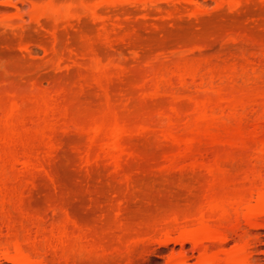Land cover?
<instances>
[{"label":"rangeland","instance_id":"374dc122","mask_svg":"<svg viewBox=\"0 0 264 264\" xmlns=\"http://www.w3.org/2000/svg\"><path fill=\"white\" fill-rule=\"evenodd\" d=\"M14 1L12 2L13 4L18 0ZM32 1L38 2V0H26L22 5L16 3L18 6H23L22 10L18 11L15 9V5L10 4L6 0H0V98H2L3 102L0 101L3 105L6 100L4 98L8 97L6 95L10 97L13 93H16L17 97L19 95L23 98L27 97V99L36 96L43 98L44 96L48 100L49 96L53 102L61 100V102L58 101V106L60 107L62 104L63 107L66 106V111L67 109L69 111L67 113L64 111L65 109L59 108L61 112H58L56 105L55 110L58 114L61 113L63 115L65 112L68 116H64L65 113L63 117H59L56 114L59 117L58 119L54 113H49L50 115H55L53 118H56V120L49 115H41L39 117L41 120L36 116L38 121L36 120L37 118L35 119V114L33 113V117L29 116L32 114H27V118H24L27 119V121L24 120L26 122L24 126L27 128H24L27 131L26 148L32 149L34 152L36 150L43 151L46 146L48 148L49 144V139L48 141L46 140L48 142L46 145L41 141L42 139L40 140L39 137L37 138L33 134L36 122H40L43 119L45 124H48L45 127H48V129L53 125V121L55 123L57 121L58 123V126L56 125L55 130H53L54 133H51L52 137L50 134L48 135L53 140V144L57 143L58 145L54 146L50 143L56 149H53V153L49 151V154H52L51 156L48 154L47 158L45 157L43 160L41 159L43 157L39 158L43 162L40 163L37 158L40 163L38 170H34L32 167L34 163L37 164L35 159L38 157V154L37 156L34 155L36 157L34 163L31 165L33 171L29 170L27 172L29 169L27 167V170H22L21 173L19 171V165L21 164L17 163V165H14V163L4 161L0 163V182L4 181L6 183H4L6 187L2 183V186L5 188L0 187L3 188V193L8 199V202H5V199H3L4 202H1V204H4L0 205V264H13L11 260L16 252H14L15 241L18 242L20 248L24 249V252H28L29 255L31 254L32 258L43 257V259H46L44 260L46 264H104L98 258L102 251H105V255L107 253L113 257L119 256V253H124L125 247L127 248L128 246L131 249L130 244L132 243L133 245L137 239H140L138 240L140 243L137 241L136 246L133 245V250L131 249V253H128L131 255H129L130 257H128V254L127 256L124 255L127 258L116 257L119 259V262L116 258H113L111 262H108V259V263H106V260L104 261L105 264H174L179 262V260H183V264H198L201 253L217 255V257L223 258L224 255L236 252L241 245H243V249L245 247L244 253L241 254L242 256L244 255L242 258H245L243 264H264V215L252 216L251 219L243 218L245 216H242L244 215V210L242 209L244 207L242 206H240V210L234 213L232 211L235 209L230 210L225 220L216 218L215 216H218L216 213L215 216L214 214H206L208 217H212L208 221L210 225L215 226V230H220L222 233L225 232V242L221 244L212 242L210 244L211 242L206 241L207 243L203 242L206 248L202 247L203 244L201 248H196L191 243L185 242L180 244V242L176 241L183 230H188L190 226L194 227L196 225V222H198L197 217H200L198 214H201L200 211L203 213L207 210L205 206L209 204L210 200L215 199L216 202L217 200L222 202L223 199L225 203V199L237 198L239 192L247 193L241 190H246L247 186L254 184L256 188H253V190L250 188L253 191L252 193L250 192L252 199L248 200L249 204L252 205L254 196L264 191V157H258V155H262L261 150H264V100H260L257 95H253L256 92L260 93L264 91V2L262 0H248L250 1L248 3L250 5L247 6L245 3L242 6L243 0V3L239 0L240 4L239 2L226 0L222 8V5H217L219 0L218 2L216 0H199V3H202L201 6L204 5L205 7L204 10V7L200 6L199 9L201 11L204 10L200 12L199 9L196 10V4L191 0V2L189 0L184 2H180L181 0H156L154 3L148 2V0L146 3L139 0L137 2L135 0H114L115 5L112 0L110 2L106 0H40L44 1V3L42 5L40 3L41 6L39 7L53 2L52 5L55 8H60L61 11L68 10V7L72 5L71 2H74V8H79L80 11L77 10V16H73V11H71L69 15L63 14L54 17L49 16L52 15L49 10H45L42 13L43 15L39 16V21L36 22L31 21L30 17H27L26 9H30L32 4H29ZM47 1L49 2L47 3ZM76 1L78 5H76ZM81 1L87 4L86 7L89 9H97V6H101L102 9L98 8L97 10L101 11L98 12L101 15H97V12L94 15L91 9H85V7L81 6ZM107 3L112 4L111 6H107ZM103 4L106 7H103ZM37 5L39 4L37 3ZM112 5L114 6L112 7ZM239 5H241V9L238 7L235 11L234 8ZM144 6H147V8ZM220 8L223 10L225 8L224 13L226 15ZM247 8L249 9L248 11ZM146 9H148L147 13L145 12ZM244 9L246 13L243 14L245 12ZM150 10L152 11L150 12ZM221 10L224 15L221 14ZM172 11H175L173 12L175 15ZM78 13L80 16H78ZM228 13H231L230 16ZM231 15H233V18H230ZM21 16H23L22 19ZM4 18L8 22H4ZM40 18H42L43 22H40ZM45 18L46 20H44ZM225 18L229 19L230 22H226ZM231 20L233 21L232 23ZM59 24L60 26H58ZM234 27L236 28L235 30L233 29ZM239 30L242 32L239 33ZM123 31L127 32L128 36ZM128 31L133 33L130 34ZM121 33L127 38H119L120 40L115 38L116 35L122 36ZM108 37L114 38L110 40ZM233 40L235 43H232ZM224 43L227 44L226 47H223L225 46ZM206 44L210 48L206 47ZM238 66L243 69H241L242 76L240 75V71H238L240 74L232 72L235 74V77L236 74L239 76H237L233 83H229V80L227 82L225 77L221 80L216 75L217 78L213 80L212 76L209 75L213 71L212 69L219 68L216 71H221L227 67L228 69H224L226 70L224 76H227V70H230L231 67L240 70ZM190 67L195 69L199 67L200 69H196L197 72L199 70H202V72H199L201 75L196 72L198 79L196 77L195 79L198 81L195 79V81L192 79L193 82L192 80L188 81L190 80V78L187 79L188 77L186 78L187 80H184L187 82L184 91L182 89H184L185 85L184 87H180L182 85L178 86L177 81L179 79L173 74L176 82L174 81L173 84V82L170 83L169 81L168 84L165 81L166 85L164 84L165 87L163 86V88L166 90L160 88L159 83L163 85L161 81L167 78L163 77L165 74L168 75L177 69L178 71L184 69L186 72L185 69ZM222 67L224 68L222 69ZM229 72L228 75L231 73ZM243 73H246L248 76L246 74L244 76ZM112 75L114 76L112 77ZM151 75H155V77L157 75L160 76L158 77L161 79V81L159 79L160 82L157 81L158 79H154V76L152 79L156 83L159 82L158 86L155 84V86L159 87V90L166 91V94L160 97L157 96V98L155 97L156 99H149L155 96L153 94L155 90H151V88H155L153 87L154 85L152 87L148 86L147 89L145 88L146 92H152L151 97H149V93L147 97H144L143 92L145 93V90L143 91L140 88L142 86L144 88L143 82L148 79L151 80ZM161 75L163 78H161ZM231 75L233 76V74ZM200 76H202V79L199 78ZM95 77L100 79V82L103 81L102 84L99 82L101 86H94L92 83L97 84V81H91L92 86L90 85L91 87L82 93V89H84L82 87L83 80L85 84H89V81L87 80L86 82L85 79L90 80ZM78 84H81L80 87H82L80 95L74 93L78 91H73V88L74 90L80 89L78 88L79 86H76ZM147 84L148 82L145 86ZM231 84H233L232 88H230ZM216 88H219V90ZM70 89L77 96H73ZM224 89V92H227V94L229 90H231L229 92H232V89L236 91L234 93L237 95H240V93H242V96L247 94L248 96L244 95L245 99H256L257 102L254 100V104L248 105V107H246L248 103H245L244 109L241 107L237 109L240 104L237 102L238 105L234 101L235 103H233L238 106L235 110H230V113L226 107L223 110L224 113L220 111V108L216 111L214 109V112L219 115L218 118L221 116L219 118L220 121L223 119V123L226 122L223 127H220L221 131L219 130V126L221 125L216 126L220 131L217 132L218 141L216 140V143L213 140L210 141L211 138L209 139L210 134L214 133L212 131L215 129V132L217 131V128L213 124L214 122L211 121L206 129L203 124H200L207 134L210 132L209 136L207 135L208 137L206 134L203 136L201 132H197L200 134H197V136L195 135L196 128L195 131H193L194 129H190L192 127L189 128V125L192 126L190 124L193 121L192 119L195 120L196 117L194 105L191 104L193 100L194 102H200L202 100L212 101L216 99L214 103L215 101L218 102L216 91H220V95H223L222 91ZM63 90L65 94L61 95L58 93ZM67 91L71 95H69L70 93L67 94ZM161 91L158 92L159 95L162 93ZM180 91L183 92L181 93ZM181 95L182 97H178ZM232 95V100L238 99L237 101H239L241 95L239 98ZM252 95L253 98H250ZM223 96L221 98H224ZM9 97L7 101L10 103L13 97H11V100H9ZM22 97H18V99ZM243 98H240L241 101ZM18 99L15 100L18 101ZM8 102L4 104L7 105L9 104ZM30 102H32L31 99ZM107 102L108 104L111 103L112 106H118V108L122 109L126 103L124 110L121 111L119 108L121 113H118V116L124 112L123 114H128L127 116H129L130 120L138 121L136 122L137 124H134L133 121L130 124L124 120V117L122 118L130 134H133L135 131L137 132L144 122V127L147 124V130L146 132H141V136L121 137L123 141L121 142L127 147H123V150L126 152L130 151L131 153L123 152L122 157L120 155L119 161H121L117 163L120 166L119 168H116L108 157H103L102 154L100 157L99 154L95 153L98 156L96 158V156L91 154L93 152L91 144L89 145L91 147L89 151L91 150L92 152H89L87 155L90 157L89 159L92 156V159L91 161L87 159L89 163H85L86 157L84 158L83 156H86V150L89 148L86 146L85 141L89 139V136L84 137L79 135L80 133L78 134V132L80 131L76 130V126H80L81 123L88 125L95 122V120L99 121L103 119L105 115L101 118L102 115L100 114H104L103 111H107L106 113L111 111L108 110V106L111 107V105L107 104V106ZM171 103H174V105H170ZM35 105L38 106L39 104L32 105L33 109ZM24 106L26 105L24 104ZM24 106L22 105L23 108ZM170 106H175L176 108L175 110V108L171 107V110H180V113H183L181 117L177 116L178 118L176 117L174 120V115L172 116L171 119L173 121L170 120V124L174 123L173 128H171L172 130L168 128L170 126L168 124L170 115L165 116L169 113ZM111 108V112H114L113 109L115 108ZM119 110L118 112H120ZM186 110L190 111V114ZM62 111L64 112L62 113ZM175 111L173 114H175ZM230 114L234 115V117ZM116 115L117 113L114 116ZM230 116L232 118H229ZM108 117L111 119L110 116ZM108 117L107 119H109ZM166 117L169 118L167 119ZM147 118L149 119L148 121H146ZM50 119L53 120L52 124ZM89 119H92L91 123H89L91 121ZM122 119L118 120L122 122ZM215 119L217 120V117ZM139 120H142V124ZM223 123L220 122L219 124ZM73 124H76L74 126L77 132L72 129L71 125ZM139 124L140 126H135ZM38 126H36L37 131H39L41 125L38 124ZM210 128L212 131H210ZM47 131L45 134L50 130ZM170 133H172V139L167 136ZM163 134L166 136H163ZM220 135L223 137L222 141ZM262 136L263 138H261ZM165 137L168 138L166 139ZM173 137H180L179 139L186 137L188 139L193 138V141L197 140L193 144L188 143L192 145L191 147L186 145L187 143H181L180 145L177 142L180 145L179 147L184 146L182 151L176 145V142H174ZM22 138L25 139L24 136ZM260 141L263 142V145ZM50 142L52 141L50 140ZM88 142L89 140L87 144H89ZM43 143L46 145L45 147ZM122 143H120L121 146L123 145ZM260 143L261 145L259 146ZM15 145H11L12 148L13 146L15 148L13 150L14 153L15 151L19 152L21 148L20 144L17 147ZM5 146H1V149L2 147L4 149ZM7 146L9 147V145ZM97 146L100 147L99 144ZM258 147H261L259 148L261 150ZM7 148V151L2 150L9 152L11 148ZM98 149L100 150V148ZM178 151L184 153L190 151V154L192 153V156L196 157V160L190 154L189 156L188 154L185 156L189 158L188 160L185 157V160L180 157L177 160L175 154ZM11 152L5 154L9 155ZM259 152L261 153L258 154ZM40 153L42 154V152ZM170 159L172 162H174V159L177 161L173 163L176 164L175 167H173L172 162L170 165L172 164L173 166H171L172 168L170 167ZM214 160L220 163L217 164L219 167L216 170L213 168V173H209L205 168L207 167L206 169L211 171L210 168L212 164L214 165ZM178 161L179 164H177ZM189 161L192 164L194 163V166L191 167ZM21 166L24 167L23 165ZM177 166L179 169H176ZM22 169L25 170V168ZM260 178L261 182H259ZM256 189L260 191L258 192ZM235 202L238 203L234 200L233 203L235 204ZM233 203L231 200V204ZM241 204L245 206V204ZM172 217L177 219L176 225L179 226L171 222V220L173 221ZM250 224H257L259 226L253 228ZM171 226L175 228L173 229ZM166 229L170 231L169 237L172 240L168 241V243L166 242V244L159 245L158 243L161 242V238L164 239L163 233ZM64 232L66 238L62 239L60 235ZM55 246L59 247L60 250ZM49 248H54V251ZM63 254H65V257ZM108 255H106L107 258ZM62 256L65 259H62ZM110 258L112 259V257ZM58 259H60L59 262H57Z\"/></svg>","mask_w":264,"mask_h":264},{"label":"bare ground","instance_id":"6f19581e","mask_svg":"<svg viewBox=\"0 0 264 264\" xmlns=\"http://www.w3.org/2000/svg\"><path fill=\"white\" fill-rule=\"evenodd\" d=\"M7 2H10V4H12V5H15V9L16 10H18V11H20V10H22L21 8H23V6H18V5H22V3L25 1L26 2V0H18L16 3L18 4V5H16V3L15 4H13L12 2L14 1H12V0H6ZM21 3H20V2ZM40 0H38V4L39 5H37V3L36 2H34V1H32V3H30L29 5H31L32 4V6H30V9L28 8V9H26L27 10V17H30V19H31V21H36V22H38L39 20H38V18H39V16H42L43 14L42 13H44L45 12V10H49L50 11V13L52 14V15H49V16H54V17H58V16H61V15H69V14H71V11H73V13H72V15L73 16H75L76 15V13H77V10L78 11H80L79 10V8L77 9V8H74V6H73V4L75 5V3L73 2H71V6H73L72 8H70L71 6H69L68 8L70 9H68V10H66V11H61L60 10V8L58 9V8H55L54 7V5H52V3H48L49 1H47V3L48 4H46L45 6H43V7H39V6H41L42 5V3H44V1H40ZM86 1H88V0H86ZM85 1V2H86ZM89 1H91V0H89ZM103 1H105V0H103ZM107 2H110V0H106ZM113 1V4H114V0H112ZM138 0H135V2H137ZM139 1H141V2H143V3H146L147 2V0H139ZM178 1H180V0H178ZM184 2V1H188V0H181L180 2ZM191 1H193V3L194 4H196V10H198L199 8H200V6H201V2L199 3V0H191ZM190 0H189V2H191ZM217 2H218V0H216ZM224 1L226 2V0H219V2L217 3V5L218 6H221L222 8H223V6L225 5V3H224ZM228 1V0H227ZM233 2H236V3H238L239 2V4L241 3L239 0H232ZM242 1V0H241ZM243 1H244V3H243ZM242 1V3L243 4H241L242 6L246 3L247 4V6L248 5H250V4H248L250 1H248V0H243ZM248 1V2H247ZM252 1V0H251ZM263 2H264V0H262ZM15 2V1H14ZM28 2H30V1H28ZM77 2V1H76ZM148 2H156V0L154 1V0H152V1H149L148 0ZM205 2V1H204ZM232 2V3H233ZM34 3H36V4H34ZM40 3H41V5H40ZM88 3V2H87ZM89 3H91V2H89ZM101 3H102V1H101ZM104 3V2H103ZM106 3V2H105ZM142 3V4H143ZM57 4V3H56ZM81 6H83V7H85V9H88V10H90L89 8H87L86 7V5L87 4H85L84 2H82L81 1ZM108 5L107 6H111V4H109V3H107ZM116 4V3H115ZM114 4V5H115ZM141 4V5H142ZM178 4H180V3H178ZM224 4V5H223ZM76 5H78V2H77V4ZM99 5H101V4H99ZM105 4H103L102 6L103 7H106V6H104ZM114 5H112V7L114 6ZM126 5V4H125ZM176 5V4H175ZM174 5V6H175ZM241 5H239V6H237L236 8H234V10L236 11L237 10V8L239 7V9H241ZM80 6V5H79ZM78 6V7H79ZM155 6V5H154ZM157 6V5H156ZM199 6V7H198ZM203 7H204V5H202ZM201 6V7H202ZM246 6V7H247ZM91 7V6H90ZM99 9H102L101 8V6H97ZM111 7V8H112ZM116 7V6H115ZM114 7V8H115ZM138 7H139V5H138ZM145 7V6H144ZM149 7V6H148ZM151 7V6H150ZM177 7H179V6H177ZM176 7V9H178ZM98 8L96 9V8H92L91 10V12L95 15L96 14V12L98 13V12H101V11H97L98 10ZM108 8V7H107ZM145 8H147V6L145 7ZM219 8V7H218ZM222 8H220V9H222ZM243 8H245V7H243ZM249 8V7H248ZM247 8V11L249 10ZM73 9V10H72ZM76 9V10H75ZM109 9V8H108ZM238 9V10H239ZM246 9V8H245ZM244 9V10H245ZM30 10V12H28ZM82 10V9H81ZM105 10V9H104ZM137 10V9H136ZM174 10H175V8H174ZM204 10H205V7H204ZM204 10H202L201 11V9H199V11L200 12H203ZM223 10V9H222ZM222 10H221V14H223L224 12H225V8H224V10H223V13H222ZM76 11V12H75ZM103 11V10H102ZM147 11H148V9H146V13H147ZM152 10H150V12H151ZM218 11H219V9H218ZM232 11V10H231ZM242 11H243V9H242ZM75 12V13H74ZM141 12H144V11H141ZM173 12H175V11H172V13ZM177 12H178V10H177ZM200 12H197V13H200ZM206 12V11H205ZM238 12V11H237ZM241 12V11H240ZM30 13V14H29ZM49 13V12H48ZM179 13V12H178ZM177 13V14H178ZM219 13V12H218ZM232 13V12H231ZM231 13H228L229 14V16H230V14ZM244 13H246V10H245V12H243V14ZM29 14V15H28ZM42 14V15H41ZM79 14V13H78ZM87 14H88V12H87ZM126 14V13H125ZM124 14V15H125ZM128 14V13H127ZM174 14V13H173ZM220 14V13H219ZM225 14V13H224ZM223 14V15H224ZM233 14V13H232ZM20 15V14H19ZM45 15H47L46 13H45ZM89 15H91V14H89ZM97 15H101V14H97ZM175 15V14H174ZM226 15V14H225ZM235 15V14H234ZM77 16V15H76ZM78 16H80V14L78 15ZM126 16V15H125ZM147 16H149L148 14H147ZM172 16V15H171ZM170 16V17H171ZM229 16L227 15V17L229 18ZM22 17L23 16H21V19H22ZM127 17V16H126ZM173 17V16H172ZM169 18V17H168ZM230 18H233V15H231V17ZM7 19V18H6ZM42 18H40V20H41ZM56 19V18H55ZM74 19H75V17H74ZM128 19V18H127ZM226 19V18H225ZM1 20H2V18H1ZM20 20V19H19ZM44 20H46V18L44 19ZM49 20H50V18H49ZM65 20H69V19H65ZM64 20V22H66L67 23V21H65ZM227 21L226 22H230V20L229 19H226ZM233 20V19H232ZM231 20V23L233 22ZM234 20H236V19H234ZM4 22H8V21H5V18H4V20H3ZM121 21V20H120ZM23 22H24V20H23ZM40 22H43V20H41ZM59 22H61V21H59ZM63 22V21H62ZM61 22V23H62ZM118 22V21H117ZM226 22H224V23H226ZM114 23V22H113ZM21 24V23H20ZM70 24V23H69ZM117 25L119 24V23H116ZM123 24V23H122ZM68 25V24H67ZM104 25V24H103ZM110 25V24H109ZM116 25V26H117ZM120 25V24H119ZM227 25H228V23H227ZM22 26V25H21ZM58 26H60V24L58 25ZM105 26V25H104ZM115 27V26H114ZM216 27V26H215ZM228 27V26H227ZM119 28H121V27H119ZM222 28V27H221ZM54 29V28H53ZM215 29H217V28H215ZM232 29V28H231ZM234 30L236 29L235 27L233 28ZM55 31V30H54ZM131 31H133L134 32V30L133 29H131ZM229 32H230V30H228ZM240 31V30H239ZM128 32H130V31H128ZM132 32V33H133ZM215 32H217L216 30H215ZM224 32H226V31H224ZM242 31H240L239 33H241ZM244 32V31H243ZM118 33V32H117ZM123 33L125 34L126 33V36H128V33L127 32H124L123 31ZM131 32H130V34H132ZM115 34V33H114ZM118 34H120V33H118ZM122 34V33H121ZM124 34H122V36L121 35H116L115 36V38H117V39H123V38H127V37H125V35ZM226 34H227V32H226ZM235 34V33H234ZM237 34V33H236ZM218 35V34H217ZM233 35V34H232ZM216 36V35H215ZM221 37H223V36H221ZM109 38V37H108ZM107 38V39H108ZM111 38H114V37H111ZM111 38H109L110 40H112ZM129 38H130V36H129ZM212 38V37H211ZM236 38V37H235ZM119 39V40H120ZM234 39V38H233ZM221 40V39H220ZM219 40V41H220ZM236 40V39H235ZM240 40V39H239ZM123 41V40H122ZM211 41V40H210ZM219 41H218V43H219ZM228 42H230L229 40H227ZM226 41V42H227ZM234 41V40H233ZM232 41V43H235V41L233 42ZM117 42V41H116ZM120 42V41H119ZM212 42V41H211ZM237 42V41H236ZM206 43V42H205ZM238 43V42H237ZM225 44V46H223V47H226V43H224ZM204 45V44H203ZM208 44H206V47H208V48H210V46H207ZM213 45H214V43H213ZM221 45V44H220ZM229 45H231V44H229ZM222 47V48H223ZM231 47H232V45H231ZM230 47V48H231ZM181 48H183V47H181ZM222 51V50H221ZM226 51V50H225ZM223 52H224V50H223ZM226 53H228V52H226ZM254 53V52H253ZM257 54V53H256ZM253 56V55H252ZM214 57V56H213ZM225 57H227V56H225ZM255 57V56H254ZM245 61H246V59H245ZM229 63V62H228ZM245 63V62H244ZM247 63H248V60H247ZM253 63V62H252ZM232 64H234V63H232ZM231 64V65H232ZM242 64V63H241ZM230 65V66H231ZM243 65V64H242ZM246 66V65H245ZM194 67V66H193ZM193 67H190L191 68V70H189L190 68H188V69H185L186 70V72L184 71V69H179L180 71H178V69L175 71V72H171V73H169L168 75H166L165 74V76H163V77H167L166 78V80L165 79H163L162 81H161V79L160 78H158V77H160V76H158L157 75V77H155V75H153L155 78L154 79H158L157 81H159V79H160V81L163 83V85L161 84V83H159V86H160V88H162V89H165V88H163V86L165 87V83H168L169 81H170V83H172L173 82V84H174V81L176 80L175 79V75L178 77V81H177V83H178V86H180V85H182V86H180V87H184V85H185V87H184V89H182L183 91L185 90V88H186V85H187V82H185L184 80L187 78V79H189L190 78V80H188V81H191L192 79L194 80L195 79V77L197 76V73L199 74V75H201V73H199V72H202V70L200 71H198L197 72V70H198V68H193ZM239 67V66H238ZM214 68V67H213ZM224 67H222V69H223ZM225 68H227V67H225ZM224 68V69H225ZM230 68V67H229ZM240 68V70H236L234 67H231L230 68V70H227L230 74L228 75V72L226 73L227 74V76H224V74H225V71L226 70H218V71H216V69H219V68H215V70L214 69H212L213 71H211V74H209V75H211L212 77V79L213 80H215V78H219V79H221L222 80V78L223 77H225V80L227 79V82H228V80L230 81L229 83H233L234 82V80L237 78V74H236V77H235V72H238V71H240V73L242 72V68L241 67H239ZM200 69V68H199ZM221 69V68H220ZM228 69V68H227ZM231 69H233V70H231ZM242 69V70H241ZM234 70H236V71H234ZM184 71V72H183ZM210 71V70H209ZM197 72V73H196ZM212 72H215V73H212ZM219 72V73H218ZM221 72H223V73H221ZM232 72H234V73H232ZM246 72V71H245ZM253 72H254V70H253ZM252 72V73H253ZM256 72V71H255ZM239 73V72H238ZM239 73V74H240ZM170 74H171V76H170ZM174 76H173V75ZM218 74V75H217ZM231 74H233V76L231 75ZM244 74V73H243ZM246 74V73H245ZM245 74H244V76H245ZM255 74V73H254ZM119 75V74H118ZM204 75V74H203ZM208 75V74H207ZM217 77H216V76ZM219 75H220V77H219ZM232 77H231V76ZM241 76H242V73L240 74ZM247 75V74H246ZM114 75H112V77H113ZM115 76H116V74H115ZM152 76V75H151ZM153 76L152 77H150V79L151 80H146L147 82H148V84H147V86H145V84L147 83L146 81L145 82H143V85H144V88H143V86H142V84H141V86L142 87H140V88H142V90L144 91L145 90V93L143 92V94H144V97H147V95H149V97H151V94H152V92L150 93V92H146V89H147V87L149 86V87H152L153 85V87H155V88H151V90L153 89V91L155 90V93H153V94H155V96L154 97H151V98H149V99H153V98H157V96H161V95H164V94H166V89L163 91H161V90H159V87H157L158 86V83H156V82H154L153 80L154 79H152L153 78ZM168 76H170L169 78H168ZM222 76V77H221ZM248 76V75H247ZM111 77V78H112ZM162 77V75H161V78H163ZM176 77V78H177ZM202 76H200L199 78L200 79H202L201 78ZM208 77V76H207ZM214 77V78H213ZM227 77V78H226ZM235 77V78H234ZM239 77V76H238ZM116 78H118V77H116ZM173 80H172V79ZM197 79H198V77H196ZM232 78H234V79H232ZM171 79V80H170ZM186 79V80H187ZM197 79H195V80H197ZM199 79V80H200ZM210 79V78H209ZM232 79V80H231ZM239 79V78H238ZM244 79V78H243ZM247 79H249V78H247ZM86 80V82H87V80L89 81V84H85L84 82V80H83V88L84 89H82V87H80L81 86V84H78V85H76L78 88H80L79 90L78 89H76V90H74V88H73V91H78V92H74V93H76L77 95H80V93H81V89H82V93H83V91L84 90H86L87 88H90L92 85H94V86H98V87H100L101 85H100V83L102 84V82H100V79H98V78H94V79H85ZM97 81V84L96 83H92L93 81ZM168 80V81H167ZM193 80H192V82H193ZM194 80V81H195ZM218 80V79H217ZM240 80V79H239ZM92 81V82H91ZM153 81V82H152ZM156 81V80H155ZM166 81V82H165ZM183 83H182V82ZM198 81V80H197ZM220 81V80H219ZM232 81V82H231ZM92 83V85H91V83ZM100 82V83H99ZM151 82H152V84H151ZM165 82V83H164ZM176 82V81H175ZM199 82H202V81H199ZM185 83V84H184ZM99 84V85H98ZM155 84L157 85V86H155ZM165 84V85H164ZM169 84V83H168ZM86 87H85V86ZM89 85V86H88ZM91 85V86H90ZM212 85V84H211ZM210 85V86H211ZM228 86H230L229 84H227ZM162 86V87H161ZM190 86V85H189ZM215 86V85H214ZM213 86V87H214ZM213 87H210V88H213ZM233 87V84H231V87L230 88H232ZM76 88V87H75ZM138 88H139V86H138ZM146 88V89H145ZM169 88V87H168ZM188 88V87H187ZM215 88V87H214ZM174 89V88H173ZM179 89V88H178ZM217 90H219V88H216ZM228 89H229V87H228ZM71 90V93H72V95L73 96H77L76 94L74 95V93L72 92V89H70ZM69 90V91H70ZM140 91H141V89H139ZM149 90H150V88H149ZM158 90V91H157ZM179 90H181V89H179ZM227 90V89H226ZM159 91H161L162 93H160V95L158 94V92ZM168 91H170L169 89H168ZM182 91V92H183ZM222 91V90H221ZM225 91V89L222 91L223 93H221V94H223V95H225V96H223V95H220V91H216V96H217V98L219 99H217V101L218 102H216L215 101V103H214V100H216V99H214V100H202V101H195L194 102V100H193V103L191 104V105H194V108H195V111H196V117H195V120L194 119H192L193 121V123L191 122L190 124H192V126H190L189 125V128L190 127H192V128H190V129H194L193 131H195V128H196V130L197 131H195V132H193V133H195V135H200L199 133H197V132H201L202 133V135L204 136L205 134H206V136L208 135L209 136V134H210V132H209V134H207V132H206V128H207V126L209 125V123H211V121L212 122H214L213 124L215 125V127L217 126V125H221V126H219V130H220V127H223L225 124H226V122L225 123H223V119H221V121H220V119L219 118H221V116L218 118V116L219 115H217L215 112H214V109H215V111L218 109L219 110V108H220V111H222L223 112V110H224V108L226 107L227 108V110L229 111V113H230V110H232V109H236V107H237V109H239L240 107L241 108H245V106L244 105H246L245 103H248L247 105H246V107H248V105H251V104H254V100H255V102H257V100L256 99H252V100H250V99H245V97H244V95L242 96L241 94L242 93H240V95L242 96H240V95H237L236 93H234V92H236V91H234L233 89H232V92H229V91H231V90H227L228 91V94H227V92L225 93L224 92ZM62 92V93H61ZM61 92H58L59 94H65V92H64V90L63 91H61ZM157 92V93H156ZM172 92H173V90H172ZM179 92V91H178ZM181 92V91H180ZM181 92V93H182ZM13 93V92H12ZM67 94H69L70 92H66ZM71 93L69 94V95H71ZM149 93V94H148ZM177 93V92H176ZM181 93H179V94H181ZM214 93H215V91H214ZM234 95V94H236V95H234L235 97H237V98H239V96H240V98H243L242 99V101H241V99L239 98V101H237V100H232L233 98H231V95L232 94ZM238 93V92H237ZM250 93V92H249ZM167 94H169V93H167ZM172 94V93H171ZM174 94V93H173ZM187 94H189V93H187ZM239 94V93H238ZM10 95H12V94H10ZM170 95V94H169ZM175 95V94H174ZM174 95H172V96H174ZM177 95V94H176ZM186 95V94H185ZM215 95V94H214ZM220 96V98H219V96ZM232 95V96H233ZM247 95V94H246ZM245 95V96H246ZM253 95H257V97H259L260 98V100H264L263 98H264V91H261L260 93L259 92H256L255 94H253ZM253 95H252V97H250V98H253ZM6 96H8L9 97V95H6ZM5 96V97H6ZM58 96V95H57ZM64 96V95H63ZM62 96V97H63ZM183 96H184V94H183ZM224 97V98H221V97ZM230 96V97H229ZM248 96V95H247ZM8 97H6V98H4V99H6L5 100V102L7 103L8 101H7V99H8ZM11 97H13V99L11 98ZM17 97V95H16V93L14 94L13 93V95L12 96H10L9 98V100H11L12 99V101L9 103V104H7V105H5L4 103H3V105H2V103H1V99L2 98H0V145L1 146H3L4 147V145H9V147L11 148V150L9 151V152H4L3 150H6V148L8 147H6L5 146V148L3 149V147H2V149H1V146H0V163H3V161L4 162H11V163H14V165H17V163L18 164H21V165H23L24 167H22L21 165H19L20 167H19V171L22 173V170L23 171H26L27 170V167L29 168L28 170H27V172L30 170V171H33V169H32V167L34 168V170H38L39 169V164L41 163V162H43L42 160L46 157L47 158V155L50 153V152H52V151H54L55 149H56V147H54L53 148V146L52 145H58L57 143H54L53 144V140L51 139V137H52V134L51 133H54V131L53 130H55V126L57 125L58 126V123H57V121H56V123H55V121H53L52 119H50L51 120V124L53 123V125H51L50 124V121H49V124L51 125L50 126V129H48V127L47 128H45L46 126H48V124L46 125L45 124V122L43 121V119H42V121H40V122H38L39 120H38V118L42 115H46V116H51L52 118H53V116L55 117V115L56 114H58L57 113V111L59 112L62 108L63 109H65L64 111H66V106H64L63 107V105L61 104L60 105V107L58 106V101L59 100H57V102L55 101V102H53V100H51V98L48 96V100H50V101H48L47 100V97H45L44 98V96H43V98L45 99H43V98H41V96H36V97H33V98H30L31 99V101L32 102H30V99L28 98L27 99V97H25V98H23L22 96H19L18 95V97H22V98H19L18 99V97ZM37 97H39L38 99H37ZM52 97V96H51ZM170 97V96H169ZM178 97H182V95L181 96H178ZM189 97V96H188ZM234 97V98H235ZM248 97V98H249ZM61 98V97H60ZM155 98V99H156ZM193 98V97H192ZM191 98V99H192ZM256 98V97H255ZM259 98H257V99H259ZM3 99V100H4ZM15 99H18V101L17 100H15ZM34 99V100H33ZM176 99V98H175ZM178 99V98H177ZM246 101H245V100ZM20 100H21V102H20ZM22 100H25V101H23L22 102ZM37 100H39V101H37ZM172 100V99H171ZM181 100V99H180ZM185 100H187V99H185ZM33 101H34V104H39L38 106H34V109H33V106L32 105H34L33 104ZM52 101V102H51ZM173 101V100H172ZM175 101H177V102H181V101H178V100H175ZM184 101V100H183ZM236 102V104H238L237 106H236V104H234L235 102ZM245 101V102H244ZM250 101V102H249ZM252 101V102H251ZM3 102V101H2ZM25 102V103H24ZM28 102V103H27ZM38 102V103H37ZM40 102V103H39ZM59 102H61V100L59 101ZM189 102H192V101H189ZM234 102V103H233ZM238 102V103H237ZM262 102V101H261ZM21 103H23L22 105L24 106V104L27 106V104H28V106H27V108H25L26 106H24V108L22 107V105H21ZM32 103V104H31ZM56 103V104H55ZM176 103V102H175ZM30 104V105H29ZM108 104V102L106 103V105ZM111 105V107H113V108H115V109H117L116 111H115V109H113V111L114 112H111L112 111V108L110 107V106H108V105ZM107 106L109 107V109H108V107L106 106V108L108 109V110H111V111H109V112H111L112 113V115H110L111 113H106L105 111H103L104 112V114H100V115H102V117L101 118H103V115H105L104 116V118L103 119H101V120H95V122H92V119H89V120H91L89 123H91V124H88V125H86V124H84L83 125V123H81V125L79 126L78 124H77V122H76V124L78 125V126H76V124H73V125H71V127H72V129H74V131L75 132H77V131H80V132H78V134L79 135H82V136H84V137H88L89 136V139H87V141L89 140V144H87V141H85L86 142V146L87 147H89L87 150H86V156H83L84 158L86 157V159H85V163H89L88 162V160L87 159H89L90 157H88V155L87 154H89V152L91 153L92 151V153L91 154H93L94 156H96L95 155V153H97V154H99V156L101 157L102 155H103V157H108L109 158V160H111L110 162H112V164H114V166H116V168L118 167H120L119 165H117V163H118V161H119V158H120V155H121V157H122V153L124 152V153H129L130 151H128V152H126L125 150H123L125 147H126V145H124V143H122L123 141H122V138H125V137H130V136H132V135H140L141 136V132L143 133V132H146V125H145V127H144V124H145V122H144V124L143 125H141L140 126V124L139 125H135V126H140L139 128H138V131L136 132H134L133 134L131 133L130 134V132H128L129 130H128V128L124 125L125 124V122H124V120L125 121H128L130 124H132L131 122L133 121L134 122V124L136 123V122H138V121H134V120H130V118H129V116H127V115H125V114H121L120 116H118L120 113H121V111L122 110H124V106H125V104H124V106H123V109L122 108H120V110H119V108H118V106L116 107V106H112V104L111 103H109ZM174 105V103H171L170 105ZM180 104H182V103H180ZM258 104V103H257ZM260 104V103H259ZM57 105V111L55 110V106ZM255 105H256V103H255ZM264 105V104H263ZM262 104H261V106H263ZM2 106H3V108H2ZM32 108H31V107ZM235 106V107H234ZM258 106H260V105H258ZM257 106V107H258ZM29 107V108H28ZM172 106H170L169 107V109L171 108ZM264 107V106H263ZM31 108V109H30ZM37 108V109H36ZM59 108H61V109H59ZM68 108V107H67ZM173 109L175 108V106H173L172 107ZM171 108V109H172ZM182 108V107H181ZM223 108V109H222ZM230 108V109H229ZM243 108V109H244ZM28 110V111H25V110ZM33 109V110H32ZM59 109V110H58ZM62 109V110H63ZM107 109H105V110H107ZM168 109V110H169ZM169 110V113L167 114V115H165V116H169L170 115V118L169 117H166L169 121H168V124L170 125V126H168V128H173V124L174 123H172V124H170V120L171 121H173L174 119H176V117L178 116V117H181V115L183 114L182 112L180 113V110H177V111H175L176 110V108H175V114H176V112H177V114L175 115V114H173V110ZM29 110H30V112H29ZM118 110L120 111V112H118ZM56 111V112H55ZM64 111H62V113L64 112ZM67 111H69V109H67ZM66 111V112H67ZM171 111H173V112H171ZM187 111V110H186ZM186 111H184V112H186ZM61 112V111H60ZM171 112V113H170ZM190 112V111H189ZM188 111H187V113H189ZM232 112V111H231ZM233 112H235V111H233ZM35 115H34V114ZM49 113H54L55 115H50ZM65 113V112H64ZM64 113H63V115H64ZM68 113V112H67ZM67 113H65V115L64 116H68V114ZM106 113V114H105ZM114 113V114H113ZM117 113V115L116 116H114L115 114ZM119 113V114H118ZM186 113V114H187ZM224 113V112H223ZM228 113V112H227ZM236 113V112H235ZM27 114H32V115H29L30 117H33V115L35 116V119L36 120H38L37 122H36V126H38V124H40L41 126H40V129H39V131H37L36 130V126H35V131H33L34 133V135H36V137L38 138H40V140L42 141V142H44L46 145H47V143L49 142V144H48V148H50V149H48L47 148V146L46 145H44V143H43V146L45 147V149L43 150V151H37L36 150V152H34L32 149H29V148H26L27 147V144L25 143V142H27V131H26V126H24L25 125V121H27V119H24V118H27ZM37 114V115H36ZM109 114V115H108ZM179 114V115H178ZM190 114V113H189ZM188 114V115H189ZM214 114V115H213ZM216 114V115H215ZM219 114V113H218ZM221 114V113H220ZM233 114V113H232ZM232 114H230V115H232ZM59 115V117H63V115L61 114V113H59L58 114ZM58 115H56L57 117L56 118H58L59 119V117H58ZM62 115V116H61ZM126 117H125V116ZM174 115V117H173V120L171 119L172 118V116ZM224 115V114H223ZM37 116V117H36ZM108 116H110L111 117V119L108 117ZM216 118L217 117V120L214 118V117ZM233 117H234V115H232ZM107 117L109 118V119H107ZM124 117V120L122 119ZM177 117V118H178ZM192 117V116H191ZM29 118V117H28ZM48 118V117H47ZM56 118H53V119H55L56 120ZM120 118L123 120L122 122H120L119 120H120ZM129 118V119H128ZM214 118V120H212ZM229 118H232L231 116L229 117ZM264 118V117H263ZM40 120H41V118H39ZM57 119V120H58ZM119 119V120H118ZM219 119V120H218ZM25 120V121H24ZM66 120V119H65ZM130 120V121H129ZM149 119L147 118V120L146 121H148ZM226 120V119H225ZM23 121H24V124H23V127H22V123H23ZM53 121V122H52ZM59 121V120H58ZM141 121V124H142V120H139V122ZM217 121V122H216ZM218 121H220L221 123H223V124H219L218 123ZM227 121V120H226ZM42 122V123H41ZM60 122V121H59ZM71 122V121H70ZM216 122V123H215ZM38 123V124H37ZM79 123V122H78ZM86 123H88V122H86ZM123 123V124H122ZM218 123V124H217ZM44 124H45V126H44ZM71 124V123H70ZM80 124V123H79ZM137 124V123H136ZM193 124H194V126H193ZM200 124H203L204 125V127H205V129L204 128H202V126H200ZM77 127V128H81L80 130L79 129H77L75 126ZM86 125V126H85ZM90 125V126H89ZM85 126V127H84ZM134 126V125H133ZM175 126H176V124H175ZM200 126V127H199ZM45 130H43L42 128ZM82 127H84V128H82ZM218 127V126H217ZM216 127V128H217ZM24 128H26V129H24ZM38 128H39V126H38ZM52 128V129H51ZM75 128H76V130H75ZM144 130H143V129ZM201 128V129H200ZM42 129V130H41ZM142 131H141V130ZM50 130H52L51 132L48 131ZM140 130V131H139ZM172 130V129H171ZM200 130V131H199ZM205 130V132H203ZM216 130V129H215ZM215 130L214 131H212V129L210 128V131H212V132H214L213 134H210V137H209V139L211 138V140L210 141H214V142H216L217 143V139H218V133L217 132H220L219 130H218V128H217V131L215 132ZM25 131V132H24ZM48 132L47 134H45V132ZM169 131V130H168ZM82 132H83V134H82ZM127 132H128V134H127ZM138 133V134H137ZM140 133V134H139ZM23 134V135H22ZM39 134V135H38ZM51 135V137L50 136H48V135ZM86 134V135H85ZM125 134H127V135H125ZM130 134V135H129ZM166 134V133H165ZM172 133H170V134H167V136L168 137H171V139H172ZM197 135V136H198ZM233 135V134H232ZM232 135H231V138H232ZM22 136H24L25 137V139H23L22 138ZM123 136H125V137H123ZM163 136H166V135H164L163 134ZM207 136V137H208ZM221 136V135H220ZM219 136V137H220ZM50 137V138H49ZM122 137V138H121ZM168 137H165L166 139L168 138ZM260 137V136H259ZM46 138V139H45ZM177 138V137H176ZM174 138L173 137V140H175L174 142H176V145L179 147L180 145H181V143H183V144H186V145H189L188 143H190V144H193V142L195 143V141L197 140H195V141H193L192 139L193 138H184L183 137V139H179V138ZM221 138V141H222V136L220 137ZM261 138H263V136L261 137ZM260 138V139H261ZM45 139V140H44ZM48 139H49V141H48ZM86 139V138H85ZM170 139V138H169ZM259 139V140H260ZM264 139V138H263ZM44 140V141H43ZM48 142H47V141ZM50 140L52 141V142H50ZM217 140V141H216ZM220 140V139H219ZM224 140V139H223ZM258 140V139H257ZM262 140V139H261ZM46 141V142H45ZM122 141V142H121ZM172 141V140H171ZM225 141V140H224ZM228 141V140H227ZM264 141V140H263ZM124 142H125V140H124ZM173 142V141H172ZM180 143V145L178 144V143ZM192 142V143H191ZM226 142V141H225ZM228 142H230V141H228ZM261 142V141H260ZM50 143H52V145L50 144ZM120 143H122L123 145L121 146V144ZM231 143V142H230ZM229 143V144H230ZM262 143V145H263V142H261ZM261 143L259 144V146L261 145ZM16 144V145H15ZM21 145V148H20V150H19V152H17V151H15V153H14V146H13V148L11 147V145H15V147H17L18 145ZM91 144V147H92V151L90 150L89 151V149H91V147L89 146ZM99 144V146L100 147H98L97 145ZM226 144H227V142H226ZM232 144V143H231ZM96 145V146H95ZM49 146H51V147H49ZM190 147L192 146V145H189ZM264 146V145H263ZM263 146H261L262 148H263ZM8 147V148H9ZM94 147V148H93ZM100 148V150L98 149V148ZM124 147V148H123ZM261 147H258V149L259 148H261ZM7 148V149H8ZM9 148V149H10ZM47 148V149H46ZM52 148V149H51ZM97 148V150L98 151H101V152H99L98 153V151L97 150H95ZM127 148V147H126ZM182 151H183V149H184V146H182V147H179ZM187 148V147H186ZM186 148H185V150H186ZM54 149V150H53ZM3 151V153H2V151ZM32 150V151H31ZM97 151V152H95V151ZM259 150H261V149H259ZM7 151V150H6ZM12 151V152H11ZM45 151H46V153H45ZM50 151V152H49ZM84 151H85V149H84ZM88 151V152H87ZM264 150L262 149L261 150V152H262V155L260 154L261 152H259L258 154H260V155H258V157L260 158V157H264V152H263ZM11 152V154H9V155H7L8 153H10ZM33 152H34V154H33ZM39 152H42V154L40 153L39 154ZM178 152H180L178 155H177V153ZM176 154H175V158H177V160L178 159H183V160H185L184 159V157L186 156V154H188V156H189V154H190V151H187V152H181V151H178ZM5 153H7V154H5ZM36 153V154H35ZM53 153V152H52ZM131 153V152H130ZM37 154H38V157H36L37 156ZM45 154V155H44ZM91 154H90V156H91ZM102 154V155H101ZM34 155H36L35 157H36V159H35V157H34ZM39 155H41L40 157H39ZM50 156L52 155V154H49ZM84 155H85V152H84ZM126 155V154H125ZM131 155V154H130ZM129 155V156H130ZM194 155H196V154H194ZM124 156V155H123ZM127 156V155H126ZM190 156L194 159L195 158V160H196V157H194V156H192V153L190 154ZM41 157H43V158H41ZM49 157V156H48ZM88 157V158H87ZM180 157V158H179ZM231 157V156H230ZM262 157V158H263ZM39 158H41V159H39V162H38V159ZM96 158H98V156H96ZM185 158H187V157H185ZM191 158V159H192ZM34 159H35V162H37V164L36 163H34ZM91 159H92V156H91ZM91 159H89V161H91ZM189 158H187V160H188ZM231 159H233V158H231ZM230 159V160H231ZM6 160V161H5ZM87 160V161H86ZM95 160V159H94ZM218 160V159H217ZM217 160H214V165L212 164V167L210 168V165H209V168L211 169V171L213 170V168H214V170H216V168H218L219 166H217V164H220ZM31 161H33V162H31ZM121 161V160H120ZM119 161V162H120ZM174 162H172V160L170 159V161H169V165H170V163L172 162V164L173 163H176L177 161L174 159L173 160ZM216 161V162H215ZM221 161V160H220ZM92 162H94L93 160H92ZM92 162H90V163H92ZM190 162V161H189ZM222 162V161H221ZM32 163H34V165L31 167V165H32ZM182 163V162H181ZM191 163V162H190ZM190 163H188V164H190ZM215 163H216V166H215ZM36 164V165H35ZM120 164V163H119ZM170 165V167L171 166H173V167H175V165L176 164H173V165ZM177 164H179V161H178V163ZM194 164V163H193ZM192 163L190 164L191 165V167L192 166H194ZM169 165H168V167H169ZM182 165H184V164H182ZM182 165H180V167H182ZM36 168H35V167ZM37 166H38V168H37ZM41 166V165H40ZM179 166V165H178ZM177 166V168L176 169H179V167ZM185 166V165H184ZM183 166V167H184ZM188 166V165H187ZM202 166H203V164H202ZM30 167H31V169H30ZM167 167V168H168ZM205 167V166H204ZM21 168V169H20ZM22 168H25V170L24 169H22ZM41 168H43L42 166H41ZM172 168V167H171ZM207 168V167H206ZM205 168V170L207 171V172H209V173H213V171L211 172V171H208V169H206ZM44 169V168H43ZM170 169V168H169ZM116 170V169H115ZM119 170V169H118ZM166 170V169H165ZM26 173V172H25ZM256 177V176H255ZM258 177V176H257ZM259 178V177H258ZM257 180V179H256ZM1 181V180H0ZM258 181V180H257ZM262 180H261V178H260V181L259 182H261ZM1 184H0V186H2V183H3V185H4V181H2V182H0ZM252 183V182H251ZM6 184V183H5ZM256 184V183H255ZM263 184V183H262ZM5 187H6V185H4ZM250 186V185H249ZM249 186H245L246 187V190L245 189H243V190H241V191H246L247 193H238V197L237 198H228L229 199V201H228V199L226 200H224V201H226L225 203L223 202V199H222V202H220V200H217V202H216V200L215 199H212V201L210 200V202H209V204H207L205 207H207V210L206 211H204L203 213H202V211H200L201 212V214H198V215H200V217H197L198 218V222H196V225L193 227V226H190V229H188V230H186L185 229V231L183 230L182 231V233L178 236V238L176 239V241H178V242H180V244H182V243H187L188 242V244L189 243H191V245H194V247H198V248H201V245L203 244V246L202 247H205L204 245V243L207 241H209V242H211L210 244H212V242L213 243H217V244H221V243H223V242H225L226 241V235L224 234V233H222V232H220V230H215V226L213 227L212 225H210L209 224V221L208 220H210L209 218H212L211 216L210 217H208L206 214H214V216H215V213H216V215H218V216H215L216 218L218 217V218H220L221 220L222 219H224L225 220V218L226 217H228V214L230 213L229 211L230 210H234V211H232L233 213L235 212V211H238V210H240V206H242V207H244V208H242L243 210H244V215H242V216H245V217H243V218H247V219H251V217L252 216H260V215H264V191H262V192H260V193H258L260 190H258V189H256V191H258L257 193V195L256 196H254L255 198H254V202H253V204L251 205V204H249L250 202L248 201V200H251L252 198L250 197L251 195H250V192L252 193L253 191V188H256L255 186H254V184L253 185H251V186H253V187H249ZM3 187V186H2ZM5 187H3V188H5ZM3 188H1L0 187V205H3V204H1V202H8V199H7V197L4 195V193H3ZM250 188L252 189V190H250ZM2 189V190H1ZM255 190V189H254ZM255 192V191H254ZM241 194V195H240ZM245 194V195H244ZM249 195V196H248ZM3 196H5L4 198H2ZM248 196V197H247ZM250 197V199H248ZM241 198V199H240ZM3 199H5L4 201H3ZM7 199V200H6ZM231 200H232V203H233V201L235 200V201H237L238 203H236L235 202V204H239V205H235L234 203L233 204H231ZM240 201V203H239V201ZM241 201H245V202H241ZM228 202V203H227ZM227 203V204H226ZM241 203H243V204H245V206L244 205H242ZM234 205V206H233ZM233 207H235V208H233ZM236 207H237V210H236ZM122 209V208H121ZM205 209V208H204ZM123 210V209H122ZM121 210V211H122ZM120 211V210H119ZM242 211V210H241ZM199 212V213H200ZM205 212H207V213H205ZM208 214V215H209ZM213 216V217H214ZM173 218V217H172ZM171 218V219H172ZM171 222L172 223H174V225H176L177 224V219L174 217L173 218V221L171 220ZM176 226H179V225H176ZM250 226H252L253 228L254 227H258L259 225H257V224H250ZM154 227V226H153ZM171 227H173V229L175 228L174 226H171ZM181 227V226H180ZM264 227V226H263ZM152 228V227H151ZM170 231L169 230H167L166 229V231L164 230V233H163V237H164V239L163 238H161L162 240H160L161 242H159L158 244L159 245H163V244H166V242L168 243V241L170 242L172 239H171V237H169V233ZM180 232H181V230H180ZM65 235V232L64 233H61V238L63 239V238H66L65 236L63 237V236ZM60 238V237H59ZM61 238H60V240H61ZM138 240H140V239H137V241ZM141 240H143V239H141ZM137 241L133 244V245H135L136 246V243H137ZM139 243H140V241H138ZM204 242V243H203ZM206 242V243H207ZM17 243V244H16ZM58 243H60V242H58ZM14 244H15V250H14V252H15V255H14V257L12 258V260H11V262L13 263V264H46V263H44L45 261L44 260H46V259H43V257H37V258H32L31 257V254L29 255L28 254V252L26 253V252H24V249L23 248H20V245H18V242H14ZM59 245V244H58ZM61 245V244H60ZM131 246V249L133 250V245H132V243L130 244ZM145 245V244H144ZM207 245V244H206ZM245 246V245H244ZM247 246V245H246ZM34 247V246H33ZM56 247V246H55ZM62 247V246H61ZM142 247V246H141ZM145 247V246H144ZM35 248V247H34ZM37 248V247H36ZM57 248V247H56ZM59 248V247H58ZM57 248V249H58ZM206 248V247H205ZM237 248V247H236ZM23 249V250H22ZM50 249V248H49ZM61 249H63V248H61ZM128 246H127V248L125 247V251H124V253H119L120 255V257H125V256H127V254L128 253H131V250ZM244 249H245V247H244ZM244 249H243V245H241L240 247H238V249H237V251L236 252H232V253H229V254H227L226 256L224 255V257L222 258H220V257H217V255L215 256V255H209V254H207V253H201V255H200V259H198L199 260V262H198V264H243V262H245V258H242L243 256L241 255V254H243L244 252ZM50 250H53L54 251V248L53 249H50ZM59 250H60V248H59ZM64 250V249H63ZM144 250V249H143ZM55 251H56V249H55ZM117 251V250H116ZM118 251H120V250H118ZM61 252L63 253V251L61 250ZM60 252V253H61ZM105 252V251H104ZM103 251H102V253L101 254H99V257L98 256H96V257H98L100 260L99 261H101V263H104L105 264V260H106V263H108L109 261L111 262L112 260H113V258H116V257H118L119 258V256H115V257H113L111 254L110 255H108L107 253H106V255H108V258H107V256L105 255V253H104ZM134 252V251H133ZM203 252H204V249H203ZM52 253V252H51ZM59 253V252H58ZM62 253H61V255H62ZM145 253V252H144ZM53 254V253H52ZM67 254H69V253H67ZM123 254V255H122ZM125 255V256H124ZM130 254H128V257H130L129 256ZM55 256V255H54ZM63 256L65 257V254H63ZM61 257L62 259L64 258V257ZM100 256H101V258H100ZM103 256V257H102ZM112 257V259L110 258V257ZM35 257V256H34ZM57 257V256H56ZM60 257V256H59ZM69 257V256H68ZM98 258H96V259H98ZM118 258H116L117 259V261L119 260ZM125 258H127V257H125ZM56 259V258H55ZM65 259V258H64ZM67 259V258H66ZM109 259V260H108ZM122 259V258H121ZM243 259H244V261H243ZM59 260L60 259H58V261L57 262H59ZM107 260H108V262H107ZM56 261V260H55ZM67 261V260H66ZM69 261V260H68ZM98 261V260H97ZM115 261V260H114ZM117 261H116V263H117ZM181 260H179V262H176V263H174V264H183V260L180 262ZM119 262V261H118ZM65 263V262H64ZM67 263V262H66Z\"/></svg>","mask_w":264,"mask_h":264}]
</instances>
